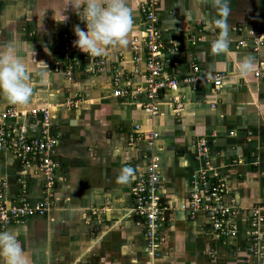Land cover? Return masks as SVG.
Returning a JSON list of instances; mask_svg holds the SVG:
<instances>
[{
	"label": "crops",
	"instance_id": "crops-1",
	"mask_svg": "<svg viewBox=\"0 0 264 264\" xmlns=\"http://www.w3.org/2000/svg\"><path fill=\"white\" fill-rule=\"evenodd\" d=\"M128 2L133 25L127 47L87 56L73 46L70 65L61 38L75 37L73 27L84 24L72 8L74 0H0V46H12L29 63L32 57L43 61L49 70L44 83L32 77L25 106L0 99V114L8 108H49L51 133L58 139L50 210L0 231L17 233L32 264H256L246 233L253 212L264 220V75H253L264 63V46L253 51L251 41L253 34L264 36V0H227V55L210 53L219 34L213 21L220 18L211 0H159L154 13L165 48L163 78L181 80L197 66L200 80L181 84L176 92L164 90L152 118L142 109L144 48L132 42L142 29L139 0ZM100 57L102 71L91 72ZM244 57L255 67L238 78ZM215 74H223L217 91L206 82ZM116 90L124 96L114 97ZM147 131L157 134L152 146L145 142ZM198 142L208 150L209 183L221 180L223 203L236 208L231 223L237 236L226 244L203 211L193 218L185 211L192 177L203 166L196 159ZM149 153L158 158V194L165 209L156 258L146 256L142 222L131 213L132 185ZM0 186L7 203L32 206L45 197L42 178L23 168L10 149L0 152ZM260 231L264 237V221Z\"/></svg>",
	"mask_w": 264,
	"mask_h": 264
},
{
	"label": "built area",
	"instance_id": "built-area-1",
	"mask_svg": "<svg viewBox=\"0 0 264 264\" xmlns=\"http://www.w3.org/2000/svg\"><path fill=\"white\" fill-rule=\"evenodd\" d=\"M159 0H139L138 9L142 16V29L137 32L133 38V45L142 43L145 53L146 79L143 92L146 95V102L142 106L143 111L150 118L158 115L156 100L164 90L176 92L181 84H195L200 80L198 76V67H193V74L181 80L172 77L163 78V67L160 56L164 48V43L160 39L158 29V20L154 13V8ZM83 29L85 25H82ZM241 31V30H239ZM256 36L251 41L252 50L257 51L264 46V36ZM75 37L64 35L61 38V47L65 57L73 48ZM239 42V46H244ZM136 50V49H135ZM67 63L72 65L73 60L66 57ZM104 59L100 57L93 60L90 71L95 73L102 71ZM70 74V67L67 75ZM264 75V63L258 64L253 75L259 77ZM223 74H215L206 80L211 83L214 90L221 87ZM118 82V78L114 79ZM125 92L116 90L114 97L124 96ZM175 112L180 110L179 98L174 97L171 100ZM69 106L70 103H67ZM74 104V103H73ZM75 105V104H74ZM20 122H19V121ZM15 125L11 126V122ZM53 124L51 122V112L49 108L34 109L29 112L16 111L14 108L5 109L0 114V152L10 149L19 164L25 169H32L43 180V193L45 197L35 205L30 206L27 202L10 203L5 200L3 186H0V228L11 225L23 224L30 217L43 216L50 210V198L52 196V186L54 184V172L58 167L54 159L55 147L58 139L51 133ZM39 135H33L35 131ZM157 138V134L152 131L145 133V142L152 146V142ZM196 159L202 161V168L192 177V190L188 195L185 211L193 218L196 213L203 211L210 220L212 232L222 243L226 244L237 236V229L231 223V218L236 213L234 206L225 205V184L218 180L216 183H209L208 172L211 170L208 165V150L205 143L198 142L196 145ZM146 165L144 170L135 176L131 193L133 207L131 213L138 217L143 225V234L145 242V253L150 258H156L158 253V244L160 240L161 224L165 209L162 207L161 197L158 194L159 176L158 158L149 153L144 155ZM22 192L26 191V185H20ZM207 198L208 202L204 203ZM264 221L257 211L248 219L247 238L250 246L248 248L256 259V264H263L264 254L262 252V233L260 224Z\"/></svg>",
	"mask_w": 264,
	"mask_h": 264
},
{
	"label": "clouds",
	"instance_id": "clouds-1",
	"mask_svg": "<svg viewBox=\"0 0 264 264\" xmlns=\"http://www.w3.org/2000/svg\"><path fill=\"white\" fill-rule=\"evenodd\" d=\"M211 3L220 18L213 21L219 34L210 44V53L227 55L230 50L224 19L228 14L227 0H211ZM71 5L85 25L84 29L78 25L73 27L76 37L73 45L82 53L99 56L116 48L127 47L128 34L133 25V9L128 0H74ZM66 18L64 16L63 21ZM254 67L252 58L244 57L239 61L235 75L238 78L247 76ZM48 71L43 61H36L32 57L29 63L12 46H0V99L8 104L25 106L33 93L32 77L44 83ZM0 264H32L31 257L13 230L0 231Z\"/></svg>",
	"mask_w": 264,
	"mask_h": 264
},
{
	"label": "rangeland",
	"instance_id": "rangeland-1",
	"mask_svg": "<svg viewBox=\"0 0 264 264\" xmlns=\"http://www.w3.org/2000/svg\"><path fill=\"white\" fill-rule=\"evenodd\" d=\"M50 208H51V205H50ZM263 222V221H262ZM261 222V223H262ZM144 235V234H143ZM263 237V236H262ZM248 240H249V238H248ZM261 246H262V248H264L263 246H264V237H263V240H262V244H261ZM262 252H263V249H262ZM146 254V253H145ZM146 256L148 257V255L146 254Z\"/></svg>",
	"mask_w": 264,
	"mask_h": 264
}]
</instances>
